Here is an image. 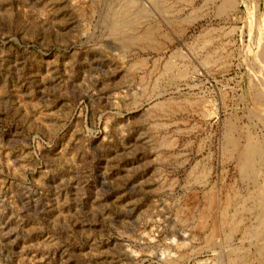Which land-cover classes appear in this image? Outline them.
<instances>
[{
  "label": "rangeland",
  "instance_id": "rangeland-1",
  "mask_svg": "<svg viewBox=\"0 0 264 264\" xmlns=\"http://www.w3.org/2000/svg\"><path fill=\"white\" fill-rule=\"evenodd\" d=\"M117 3L0 0V264H264V0Z\"/></svg>",
  "mask_w": 264,
  "mask_h": 264
},
{
  "label": "bare ground",
  "instance_id": "bare-ground-1",
  "mask_svg": "<svg viewBox=\"0 0 264 264\" xmlns=\"http://www.w3.org/2000/svg\"><path fill=\"white\" fill-rule=\"evenodd\" d=\"M147 1L150 4V9L161 16V19L164 22L168 23L171 21V17L168 16V6L166 4L167 0ZM117 2V4H113V11L111 13L109 12L110 15H108L109 17L107 18V37L110 38L115 44H117L118 48L121 50V52H119L123 56L130 52L131 49L136 46L140 48L141 46L143 47L147 45L146 47L148 48V46H150L151 42L153 41V37L151 38L152 28H150V21L152 18L149 11L150 9L148 7H144V5L142 4H139L138 0H124L122 2L117 0ZM171 66V62L167 63L166 69H170L173 67ZM156 107H160V105L158 104ZM159 110H161V108Z\"/></svg>",
  "mask_w": 264,
  "mask_h": 264
}]
</instances>
